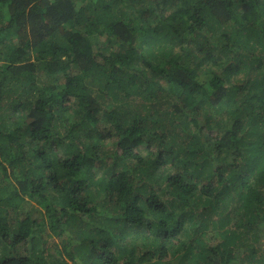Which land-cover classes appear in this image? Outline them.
Wrapping results in <instances>:
<instances>
[{"label": "trees", "instance_id": "16d2710c", "mask_svg": "<svg viewBox=\"0 0 264 264\" xmlns=\"http://www.w3.org/2000/svg\"><path fill=\"white\" fill-rule=\"evenodd\" d=\"M0 264H264V0H0Z\"/></svg>", "mask_w": 264, "mask_h": 264}, {"label": "rangeland", "instance_id": "374dc122", "mask_svg": "<svg viewBox=\"0 0 264 264\" xmlns=\"http://www.w3.org/2000/svg\"><path fill=\"white\" fill-rule=\"evenodd\" d=\"M95 168H96V167H95ZM95 168H94V169H95ZM94 171H95L96 174L98 173V171H97L96 169H95ZM10 180L13 181V182H15L13 179H10ZM43 211H45V209H43ZM34 215H35V216H40L39 214H37V212H35ZM40 221H42V220H40ZM43 229H44V233H48V232L50 231V230H49V225H48V224H44V228H43ZM47 231H48V232H47ZM44 233H43V235H45ZM51 238H55V239H56V236L53 235ZM50 242H51V240H50Z\"/></svg>", "mask_w": 264, "mask_h": 264}]
</instances>
